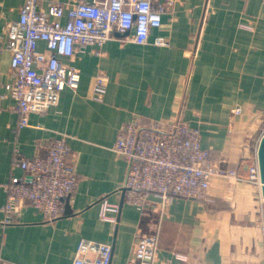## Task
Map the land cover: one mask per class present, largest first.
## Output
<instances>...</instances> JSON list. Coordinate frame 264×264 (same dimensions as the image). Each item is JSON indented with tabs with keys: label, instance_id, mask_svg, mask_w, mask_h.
I'll return each mask as SVG.
<instances>
[{
	"label": "crops",
	"instance_id": "1",
	"mask_svg": "<svg viewBox=\"0 0 264 264\" xmlns=\"http://www.w3.org/2000/svg\"><path fill=\"white\" fill-rule=\"evenodd\" d=\"M23 1L0 0V36ZM38 47L48 52L43 41ZM10 56L0 51L1 264H71L82 239L110 244L111 264H129L139 231L158 233L155 264H264V198L245 179L264 130V0H174L147 43L116 36L78 48L61 57L79 72L78 87L64 88L57 105L22 127L7 86ZM177 119L198 128L212 159L242 180L214 176L204 200L178 197L164 215L141 211L124 197L117 131ZM63 135L77 175L65 213L48 219L30 203L7 213L4 184L24 175L12 156L32 157Z\"/></svg>",
	"mask_w": 264,
	"mask_h": 264
},
{
	"label": "built area",
	"instance_id": "2",
	"mask_svg": "<svg viewBox=\"0 0 264 264\" xmlns=\"http://www.w3.org/2000/svg\"><path fill=\"white\" fill-rule=\"evenodd\" d=\"M173 4L174 0H54L42 8L39 0H24L18 19L7 21L0 36V51L11 55L12 80L7 86L17 102L18 126L27 125L31 113L57 105L64 88L78 87L79 72L61 57L71 58L78 48L88 45L101 47L116 36L122 41L147 43L151 29L161 25L162 14ZM40 41L48 52L39 49ZM154 42L166 43L160 37ZM102 84V77L97 76L93 87ZM1 99L0 95V109ZM113 150L127 162L124 197L141 211L151 208L164 215L178 197L204 200L214 176L242 180L236 169L212 159L211 151L201 145L198 128L182 119L165 128L157 122L123 124ZM70 154L64 135L32 157L15 153L12 166L22 169L24 175H11L4 184L3 209L11 213L30 203L48 219L65 213L66 200L77 184ZM245 179L260 188L256 155ZM157 251L158 233L139 231L129 264H155ZM111 256L110 244L82 239L71 264H111Z\"/></svg>",
	"mask_w": 264,
	"mask_h": 264
},
{
	"label": "water",
	"instance_id": "3",
	"mask_svg": "<svg viewBox=\"0 0 264 264\" xmlns=\"http://www.w3.org/2000/svg\"><path fill=\"white\" fill-rule=\"evenodd\" d=\"M256 157L260 171V192L264 198V132L262 133L256 148Z\"/></svg>",
	"mask_w": 264,
	"mask_h": 264
},
{
	"label": "rangeland",
	"instance_id": "4",
	"mask_svg": "<svg viewBox=\"0 0 264 264\" xmlns=\"http://www.w3.org/2000/svg\"><path fill=\"white\" fill-rule=\"evenodd\" d=\"M239 109V108H238ZM234 111L236 112L237 111V108L236 109H234Z\"/></svg>",
	"mask_w": 264,
	"mask_h": 264
}]
</instances>
